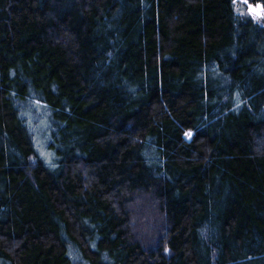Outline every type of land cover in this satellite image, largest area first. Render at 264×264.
<instances>
[{"label":"trees","instance_id":"obj_1","mask_svg":"<svg viewBox=\"0 0 264 264\" xmlns=\"http://www.w3.org/2000/svg\"><path fill=\"white\" fill-rule=\"evenodd\" d=\"M234 3L0 0V264H264V27Z\"/></svg>","mask_w":264,"mask_h":264},{"label":"rangeland","instance_id":"obj_2","mask_svg":"<svg viewBox=\"0 0 264 264\" xmlns=\"http://www.w3.org/2000/svg\"><path fill=\"white\" fill-rule=\"evenodd\" d=\"M251 0H235V11L240 17H251L255 22L264 27V8L259 5L248 4Z\"/></svg>","mask_w":264,"mask_h":264},{"label":"snow or ice","instance_id":"obj_3","mask_svg":"<svg viewBox=\"0 0 264 264\" xmlns=\"http://www.w3.org/2000/svg\"><path fill=\"white\" fill-rule=\"evenodd\" d=\"M188 135L190 136L191 134L189 133Z\"/></svg>","mask_w":264,"mask_h":264}]
</instances>
